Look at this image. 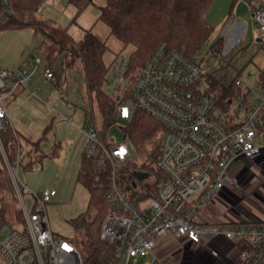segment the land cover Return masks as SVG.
<instances>
[{"label": "built area", "instance_id": "built-area-1", "mask_svg": "<svg viewBox=\"0 0 264 264\" xmlns=\"http://www.w3.org/2000/svg\"><path fill=\"white\" fill-rule=\"evenodd\" d=\"M253 19L264 40V0H255ZM134 51L127 47L115 56L104 89L118 103V121L128 124L140 110L164 128L157 167L165 178L150 181L153 176L148 173L140 181L136 171L122 178L120 171L134 154L130 139L126 133L120 143L114 137L104 138L92 118L85 117L84 156L99 174L109 169L111 179L105 193L113 210L100 234L113 247L109 264H172L158 261L153 251L173 236L187 239L185 250L196 264L199 258L202 264H223L226 256L230 258L232 252L215 249L221 242L239 250L235 264H259L264 260V222L235 219L222 226L200 224L198 216L227 190L237 188V167L264 163V85L259 79L247 84L241 77L234 78L236 93L223 108L209 80L213 75L196 58L160 44L143 66L134 68ZM38 76L45 83L56 81L44 55H36L24 69L0 67V154L23 217L16 228L0 220V264H84L76 244L56 235L50 226L47 204L57 191L45 188L35 193L19 178L26 150L11 121L9 101ZM8 129L14 133L13 162L3 139ZM156 186L161 187L151 195ZM24 192L33 198L31 209Z\"/></svg>", "mask_w": 264, "mask_h": 264}, {"label": "rangeland", "instance_id": "rangeland-1", "mask_svg": "<svg viewBox=\"0 0 264 264\" xmlns=\"http://www.w3.org/2000/svg\"><path fill=\"white\" fill-rule=\"evenodd\" d=\"M107 1L87 0L81 7L77 0L74 2L45 0L40 6L38 16L66 28L77 41L84 39L86 31L91 30L108 46L104 61L109 67L115 55L121 51L122 45L110 35L107 25L97 20L101 7L105 6ZM211 26L215 32L197 53V61L225 85L231 84L241 71V76L247 84H256L260 71L264 69V47L257 42L255 33L252 31L248 39H244L243 47L232 50L233 45L228 52L218 54L212 50V47L216 42L219 27ZM43 37V32L33 27L0 30V67L11 71L24 69L36 55H43ZM249 43H251L249 48L244 49V46ZM50 67L56 75V81L45 83L40 76L39 84L34 87L36 95L33 98L22 103L17 109H15L16 103L10 105L11 121L21 133L19 136L26 153L32 150L30 156H24L25 163L30 160L35 162L29 169L20 167V181L35 193L45 188L57 191V196L47 204L50 226L56 235L73 241L80 233H77L72 222L83 215L92 218L95 215V212H88L90 193L79 181L81 157L74 152L77 143L81 140L80 128L84 125V117L91 104L80 61L68 65L64 55H61L53 59ZM51 124L52 129L46 133L47 139L41 142L40 146L47 156L39 162V153L34 152L32 140L42 138L45 128ZM126 127L125 122L118 121L106 131L105 137H114L117 143H120L124 140ZM26 136L32 140L25 138ZM71 138L74 139L73 145L68 143ZM57 143L61 146L58 153L51 157ZM132 158L140 161L135 148ZM3 164L0 154V166ZM150 174L153 176L150 181L157 178L154 174ZM234 174L238 177L237 188L227 190L220 200L211 205L207 213L199 214V216L205 215L212 221L228 219L233 222L236 219L242 223H263L264 163H247L245 166L237 167ZM2 194L5 202L16 210L18 205L12 196L7 192ZM24 198L27 207L31 209L33 206L31 194L24 192ZM152 198L149 197L148 200ZM2 225L5 224L2 223ZM186 243L187 239L184 237L165 238L158 243L153 253L161 262L196 264V259H193L192 254L185 250ZM215 247L217 251H223L228 255L232 252L230 258L226 256L223 264L237 262L238 251L233 249L232 245L221 242L215 244ZM202 260L199 258L197 264H202Z\"/></svg>", "mask_w": 264, "mask_h": 264}, {"label": "trees", "instance_id": "trees-1", "mask_svg": "<svg viewBox=\"0 0 264 264\" xmlns=\"http://www.w3.org/2000/svg\"><path fill=\"white\" fill-rule=\"evenodd\" d=\"M44 2L45 0H0V30L26 27L41 30L44 35L42 54L48 67L54 58L61 55H64L68 65L76 61L81 62L91 104L86 116L92 118L97 130L105 138L106 131L118 122V103L104 89L110 68L104 61L108 46L91 30L86 31L84 39L77 41L66 28L39 17L38 11ZM77 2L82 7L87 0ZM212 4L213 0H108L105 6L101 7L97 20L106 24L110 35L121 43V51L127 47L135 48L131 56V65L136 68L143 66L160 44H165L169 51H178L186 57L196 58L197 53L215 32L206 20ZM224 46L225 39L220 38L212 50L221 54ZM241 74L242 71L237 76L241 77ZM209 80L219 104L227 108V100L236 93L235 86L233 83L225 85L213 76H210ZM259 81L264 85V69L260 71ZM51 129L52 124L45 128L42 138L33 141L34 152L39 153V162L47 156L40 146L41 142L47 139L46 133ZM125 133L136 149L140 161L130 159L120 171L122 178L123 174L124 177H130L133 171L138 169L154 174L159 182L163 181L165 176L159 171L157 161L161 153L164 128L138 110L133 120L127 124ZM3 139L10 161L13 162L15 160L13 131L8 129L3 134ZM60 146L58 143L55 144L51 157L58 153ZM31 151L29 150L25 156H30ZM25 158L21 164L24 169H29L35 162L30 160L25 163ZM109 176V169L99 174L94 170L92 162L83 156L78 177L90 193L88 212H95V215L93 218L80 216L72 223L77 233H80L73 242L80 250L84 264H109L113 255V247L100 239L104 221L113 210L105 193L111 181ZM158 188L159 186H156L155 190ZM3 192L10 194L17 203L12 181L4 164L0 166V220L3 224L16 228L23 223L22 213L18 208L14 210L5 202ZM259 264H264V260Z\"/></svg>", "mask_w": 264, "mask_h": 264}, {"label": "crops", "instance_id": "crops-1", "mask_svg": "<svg viewBox=\"0 0 264 264\" xmlns=\"http://www.w3.org/2000/svg\"><path fill=\"white\" fill-rule=\"evenodd\" d=\"M254 6H255V0H213L212 7L206 16V20L210 25L219 27L216 41L219 40L220 38L225 39V46L222 53L228 52L229 48L232 47L233 45L234 46L232 50H234V48L236 49L238 47H243L244 44L242 42H245V40L248 39L252 31L255 33L257 42L259 44H262V47H264V40L260 38L258 33V27L253 19ZM250 45L251 43L246 44L244 46V49L249 48ZM32 59L30 60V62L32 61ZM30 62L26 65V67L30 64ZM39 82H40V76L36 77L33 81H31L27 85V87L19 89L14 95V97L9 101V110L11 104L16 103L15 109H17L18 107H20L22 103H25L29 99L33 98L36 95V91L34 90L35 89L34 87H36L39 84ZM220 82L223 83L222 81ZM11 117H12V112H11ZM17 132L21 136V133L18 130ZM80 133H81V140L79 141V143H77V147L74 152L76 155H80L81 164H82V159L84 156V148L86 145V136L81 131V128H80ZM27 137L28 136H26L25 138ZM29 140H32V138H29ZM68 143L70 145H73L74 139L72 138L69 139ZM81 164L79 170L81 168ZM198 222L200 224H214V225L223 226V225H227L231 221H229L228 219L225 220L216 219L212 221L210 220V218H206V216L203 215V216H198ZM255 224H260V223H255ZM235 250L238 251L239 253L238 249Z\"/></svg>", "mask_w": 264, "mask_h": 264}, {"label": "water", "instance_id": "water-1", "mask_svg": "<svg viewBox=\"0 0 264 264\" xmlns=\"http://www.w3.org/2000/svg\"><path fill=\"white\" fill-rule=\"evenodd\" d=\"M134 176H135L138 180L143 181V180H145V179L148 178L149 174L146 173V172H142V171H136V172H134Z\"/></svg>", "mask_w": 264, "mask_h": 264}]
</instances>
